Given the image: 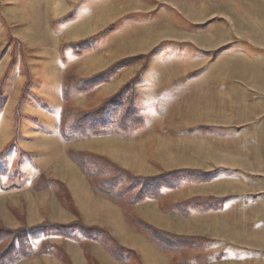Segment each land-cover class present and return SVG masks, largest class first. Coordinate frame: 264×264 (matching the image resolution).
Instances as JSON below:
<instances>
[{"label":"rangeland","instance_id":"rangeland-1","mask_svg":"<svg viewBox=\"0 0 264 264\" xmlns=\"http://www.w3.org/2000/svg\"><path fill=\"white\" fill-rule=\"evenodd\" d=\"M88 39L93 42L86 53L71 48ZM127 58L136 60L106 83L78 92L70 103L74 114L97 109L139 76L134 107L145 124L146 110L150 123L120 137L125 142L114 145L111 161L137 176L179 170L210 176L206 182L181 176L174 186L162 185L160 199L141 203L148 214L162 215L169 231L138 217L136 206L121 209L131 221L201 240L174 253L155 246L163 256L159 264H264V0H0V70L9 82L0 103V132L11 126L14 138L18 128L19 147L27 153L42 141H22V126L59 131L64 91L80 89ZM25 62L30 92L16 125L15 108L28 80ZM144 82L151 89L140 100ZM130 99L127 92L110 108V130ZM80 139L65 142L68 150L85 147L76 146ZM18 155V148L6 150L0 170V226L10 230L11 215L25 224L14 201L36 199L33 185L46 178L39 153H27L21 163ZM13 179L21 188L9 190ZM56 190L50 191L58 198ZM195 198L208 200L205 208L181 215L178 204ZM128 264L145 263L132 258Z\"/></svg>","mask_w":264,"mask_h":264},{"label":"trees","instance_id":"trees-1","mask_svg":"<svg viewBox=\"0 0 264 264\" xmlns=\"http://www.w3.org/2000/svg\"><path fill=\"white\" fill-rule=\"evenodd\" d=\"M69 16L70 15H68L64 21L69 20ZM92 42L93 41L90 39L77 42L71 45V48L73 51L82 55L88 51L89 45ZM135 60L136 58L123 59L112 68L104 71L97 78L85 81L80 89L69 87L68 90L64 91L63 99L65 101V108L61 117L60 134L65 142L69 143L77 138L103 137L108 135L118 137L129 136L135 130L144 126V118L137 113L134 107L135 85L140 79L139 76L125 85L116 95L104 101L97 109L88 111L85 114L75 115L74 110L70 105L72 99L78 94V92L87 93L88 91L93 90L96 86L106 83L115 75L118 69L129 66ZM24 70L27 73L26 76L28 80L23 88L21 99L15 108L14 120L16 125H18L20 119L24 117L21 113L22 104L25 101V95L30 92V71L26 62ZM6 80L7 77L4 76L0 81V103L3 99V88ZM127 92L130 93L131 99L125 106L123 114L119 120L112 125L114 129L110 130L106 115L110 108L114 107L118 101L123 100ZM18 138L19 132L18 128H16L15 136L5 151L18 148V161L21 163L27 153L20 149ZM5 151L0 153V170H3L4 168L2 163L4 161ZM68 155L72 162L77 165L83 175L90 181L97 194L124 210H131L146 200L160 199L162 185H167L169 187L174 186L176 182H179L181 176L194 177L195 180L199 182H206L210 176V173H202L200 171L192 170L173 171L155 177L137 176L130 171L119 167L104 156L73 151H69ZM15 176L20 178L19 173H16L14 178ZM15 182V179L11 180L12 185L9 187V190L21 188L22 183L16 184ZM52 187L57 188L56 191L58 198L64 207L79 216L77 208L75 207L72 198L69 196V192L60 182L50 181L44 176H41L33 185V190L35 192H46L50 191ZM207 202L208 200H204L203 198H195L178 204L176 209L181 215L189 217L191 214L190 210H195L199 207L205 208ZM131 224L143 234L150 243L154 244L163 253L179 252L185 248H193L195 247V244L199 246L201 243V240L195 237H179L154 229L149 224L137 218L132 220ZM40 230H53L63 237H70L69 232H79L89 239L101 237L102 246L116 262L120 264H128L129 259L132 258L138 259L139 262H141V259L136 252L120 246L107 231L96 227H88L84 225L81 220H77L67 225L43 223L34 227H23L18 230H10L0 226V264H16L21 259H30L46 254H54L65 264H72L68 255L64 251L60 249L54 251V247L48 242H44L37 252L31 251L30 234ZM83 248L84 250H87L86 245H84Z\"/></svg>","mask_w":264,"mask_h":264},{"label":"crops","instance_id":"crops-1","mask_svg":"<svg viewBox=\"0 0 264 264\" xmlns=\"http://www.w3.org/2000/svg\"><path fill=\"white\" fill-rule=\"evenodd\" d=\"M2 63H0V67ZM3 66L5 70L6 65L4 64ZM2 75V70H0V79ZM144 80L147 79L144 78ZM8 83H6L5 87ZM148 86L149 84L147 82L140 84V100H142L141 95L147 91V89H151L147 88ZM155 86L157 88V84H155ZM144 111L143 116L146 119L144 127H147L150 123V117L147 112L145 113ZM7 127L5 132H0V140L2 139V142H0V150L10 138H13L12 127ZM22 127L24 128L22 130V141H42L40 145L29 146L26 150L29 155H37V153L41 155V158H38V160H41L39 166L42 168V172L40 174L45 175L48 180L53 178V180L65 186L71 195L79 216L64 207L61 201L54 193H51V191L39 192L36 194L38 195L36 199H34V196L33 199H30L28 195L23 203L19 201L18 198L14 201V210L21 214L25 224L18 220V217L16 218L11 215V229L17 230L24 226L32 227L43 223L67 225L81 220V222L88 227H96L107 231L120 246L134 251L141 256L145 264H159L160 258L163 256L155 245L150 243L145 236L132 227L130 218L127 217L126 213H124L121 208L97 194L90 181L83 175L77 165L69 159L67 154V151H69L68 146L65 141H62L60 130L54 131L56 133L53 131L42 132L37 129L39 125L33 124H30L28 127L27 125ZM80 140L83 141H80L76 146L85 144V147H76L75 150H73L74 152L93 153L107 157L110 160L115 158L114 152H110L114 148V145L118 144L120 141L125 142L124 138L113 136L84 138ZM100 141L106 146L110 145L109 148H105L106 146H95L94 148L93 145ZM23 146L24 145H22V147ZM141 149L140 153L143 154L144 157V154H146L144 151L145 149L143 150V147ZM156 150L155 147V151ZM17 196H19V193H17ZM151 202L153 201H148V203ZM147 206V203H145L139 204L134 208V211L138 212V217L154 224L158 229L169 231L166 219L163 218L162 215L160 216V214L158 216L157 213L151 212L148 214ZM69 235L70 237H63L57 232L37 231L30 234L31 249L33 252H37L44 242H48L54 247V251L57 249L64 251L72 264H120L113 260L106 252L102 246L101 238L96 237V239H89L79 232H69ZM84 245L87 246V250H84ZM17 264L65 263L54 254H46L32 259H23Z\"/></svg>","mask_w":264,"mask_h":264}]
</instances>
